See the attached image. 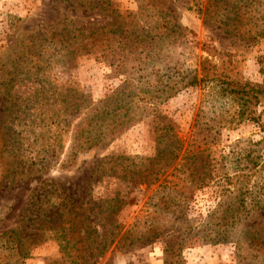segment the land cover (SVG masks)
Here are the masks:
<instances>
[{"label": "trees", "instance_id": "obj_1", "mask_svg": "<svg viewBox=\"0 0 264 264\" xmlns=\"http://www.w3.org/2000/svg\"><path fill=\"white\" fill-rule=\"evenodd\" d=\"M67 1L70 7L75 6L73 2L76 1L84 9H99L112 19L103 24L84 26L80 21L82 18L65 13L57 24L38 30L35 37L29 39L31 45L34 39L38 41V45H34L39 49L37 53L22 48L10 56L13 57V65L4 72L6 78L0 82V151L9 158V164H6L9 169L13 168L15 175L25 174L24 169L28 167V173H31L30 169L35 168L33 156L24 159L26 135H34L32 141L40 143L44 152L52 158H57L61 153L63 137L68 136L66 161L72 164L76 154L100 149L102 143L114 139L145 115L157 113V105L189 86L212 84L221 94L229 96L236 105L229 121L233 126L244 121L261 120L264 113L263 108L259 110L264 106V55L258 60L261 81L244 77L239 70L243 59L239 60L235 53L210 44H202L208 55L200 60L199 68L184 65L170 56V47H175L181 41L186 43L188 39L184 31L187 30L183 31L177 22L170 23L162 9H156L155 2L158 0H148L139 12L110 8L109 0ZM220 5H230V0H208V11L204 18L206 24L212 26L215 23L214 8ZM146 7L156 9L151 17L141 15L146 13ZM228 7H233V4ZM239 23V29L243 32L245 23ZM225 25L229 26V22ZM258 30L255 37L263 36L264 27ZM80 55H89L106 63L115 74L123 77L122 81L97 101L87 100L74 87L61 88L53 83L54 79L49 75L53 63L72 64ZM215 57L216 60H213ZM27 78L38 80L40 87L21 96L16 85ZM36 129L39 131L36 132ZM160 131L158 141L162 142L166 135L169 137L167 148L158 146L156 154L144 166L124 172L122 178L129 177L133 183L140 184H153L162 178L158 187L170 188L174 199L184 200L181 205H188L193 191L205 186L206 181L197 178L193 167L175 165L168 171L178 158L182 145L170 121L164 123ZM162 153H165L166 161L157 166L154 160ZM243 157L245 162L240 164L238 156L239 160L231 171L233 175L226 176L224 197L207 214L202 228L195 232L188 224L177 232H171L163 248L164 264H185L181 251L190 239L200 237L214 244L228 242L236 227L263 209L264 198L255 194L253 185H250L257 161L250 158L247 152ZM118 158L113 154L105 156L98 164V171L110 172L118 177L117 171L122 169L115 162ZM41 168L42 165L35 169ZM183 173H187L189 179L187 193L184 179L180 177ZM177 183L180 187H177ZM230 184H233V189L229 187ZM30 199L29 211L20 220L22 225L11 230L5 241L15 250L21 249L17 256L24 257L28 254L24 248L39 243L46 229L58 240L64 260L69 259L72 264H93L96 258L105 253L121 232L118 214L128 204V198H122L118 193L98 201L90 197L80 199L54 179L40 182L31 192ZM170 214L172 217L175 215ZM145 227L134 236L126 234L124 237L135 242L147 241L160 234V230L151 222ZM167 229L170 228H163V231ZM24 230L29 232L21 234ZM250 232L246 238L248 246L263 254L264 259V234L261 236L255 228ZM234 243L240 242L234 240Z\"/></svg>", "mask_w": 264, "mask_h": 264}, {"label": "rangeland", "instance_id": "obj_2", "mask_svg": "<svg viewBox=\"0 0 264 264\" xmlns=\"http://www.w3.org/2000/svg\"><path fill=\"white\" fill-rule=\"evenodd\" d=\"M109 1V7L118 11L139 12L148 0ZM155 3L156 9H162L170 23L177 22L183 31L187 30L184 33L188 41L170 47V56L174 61L178 59L184 65L199 68L200 60L208 55L202 44H210L235 53L239 60L243 59L239 70L244 77L261 81L258 60L264 55V35L255 37V34L264 27V0H230V5L233 4L231 8L228 7L230 5L217 6L214 8L216 21L212 26L204 22L208 0H158ZM73 4L75 6L70 7L67 0H0V82L6 78L4 72L13 65V57L10 56L22 48L37 53L39 49L34 45H38V41L34 39L31 45L29 39L35 37L38 30L57 24L65 13L82 18L80 21L84 26L103 24L112 19L99 9H84L76 1ZM156 9L146 7V13L141 15L151 17ZM239 21L245 23L243 32L239 29ZM228 22L229 26H226ZM49 75L59 87H74L84 98L92 101L103 98L123 79L106 63L89 55L78 56L72 64L53 63ZM33 78L17 83L21 96L40 87V82ZM1 106L0 93V109ZM157 106V113L147 114L130 124L117 137L102 143L100 149L76 154L72 164L66 161L69 137L65 135L60 145L63 150L57 158L49 157L40 143L32 141L34 135H26L24 159L33 156V166L37 169L43 166L41 170L30 169L31 173H28V167L24 169L25 174L15 175L13 168L9 169L6 164L9 158L0 151V264H72L69 259L64 260L58 240L46 229L39 243L24 248L28 252L24 257L17 256L21 249L15 250L5 241L11 230L22 225L20 220L29 211L31 192L44 180H57L70 194L80 199L90 197L98 201L116 193L128 198V204L118 214V222L122 225L120 234L93 264H164L163 248L171 232H177L188 224L195 232L202 228L207 214L224 197L226 176L233 175L231 171L239 160L238 156L240 164L245 162L242 158L246 152L257 161L250 185H253L255 194L264 198V113L259 122L244 121L233 126L229 121L236 105L212 84L189 86ZM261 108L264 109V106L259 110ZM168 121L174 126L182 145L178 158L168 171L175 165L193 167L197 178L206 181L205 186L193 191L188 205H181L184 200L174 199L170 188L158 187L162 178L153 184L133 183L129 177L122 178L124 172L144 166L156 154L158 146L167 148L168 135L160 142L158 133ZM110 154L119 156L115 160L122 168L117 171L118 177L110 172L98 171L101 159ZM165 161V153L154 160L157 166ZM180 177L184 179L187 193V173L180 174ZM177 187H180L178 183ZM229 187L234 188L233 184ZM171 212L175 213L174 217L170 216ZM150 222L160 230L157 237L135 242L124 237L126 234H138ZM263 225L264 207L236 227L228 242L214 244L200 237L190 239L182 248L181 256L185 264H264L263 254L248 246L246 239L254 228L259 234V230L264 234ZM166 227L170 229L163 231ZM27 232L24 230L21 234L26 235ZM234 240L240 243L236 244Z\"/></svg>", "mask_w": 264, "mask_h": 264}]
</instances>
